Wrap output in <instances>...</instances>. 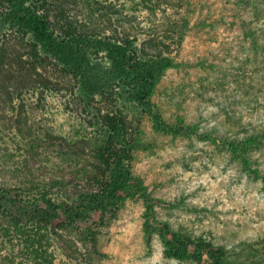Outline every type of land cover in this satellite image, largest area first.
I'll list each match as a JSON object with an SVG mask.
<instances>
[{
  "label": "rangeland",
  "instance_id": "374dc122",
  "mask_svg": "<svg viewBox=\"0 0 264 264\" xmlns=\"http://www.w3.org/2000/svg\"><path fill=\"white\" fill-rule=\"evenodd\" d=\"M49 1L80 12L82 19L92 15V30L111 33L118 27L148 35L183 17L187 31L171 51L180 66L166 71L151 98L169 124L180 123L187 131L156 128L147 109L125 88H115L109 60L92 59L93 74L113 84L92 105L125 114L136 144L132 171L145 190L127 198L103 225L91 220L62 229L56 264H197L167 255L154 229L160 223L212 238L227 248L234 264L263 260L264 0ZM5 70L23 71L37 82V94H28L26 105L36 125L50 118L79 144L81 157L91 159L90 136L97 133L87 122L96 109L79 110L80 79L19 43ZM145 194L153 200V215L147 213Z\"/></svg>",
  "mask_w": 264,
  "mask_h": 264
},
{
  "label": "trees",
  "instance_id": "16d2710c",
  "mask_svg": "<svg viewBox=\"0 0 264 264\" xmlns=\"http://www.w3.org/2000/svg\"><path fill=\"white\" fill-rule=\"evenodd\" d=\"M91 16L82 19L80 12L56 8L49 0H0V264H56L62 229L91 220L103 225L117 216L127 198L145 190L132 171L136 144L129 137L125 114L103 113L92 105L113 86L106 76L93 74L92 59L101 55L109 60L115 88H125L147 109L156 128L189 129L169 124L151 100L166 71L180 66L171 51L187 34L183 17L172 21L170 29L133 35L118 27L111 33L92 30ZM16 43L80 79L79 110L96 109L87 122L97 133L90 136L91 159L81 157L75 149L79 144L56 122L44 118L37 126L27 112V95L37 94V82L31 74L5 70ZM147 197V213L153 215L154 203ZM147 227L153 225L148 222ZM154 229L170 257L234 264L227 248L210 237H192L167 223Z\"/></svg>",
  "mask_w": 264,
  "mask_h": 264
}]
</instances>
